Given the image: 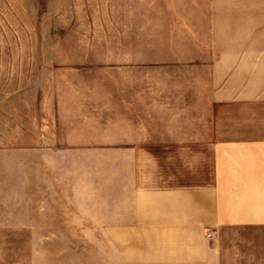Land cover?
Returning a JSON list of instances; mask_svg holds the SVG:
<instances>
[{
	"label": "rangeland",
	"instance_id": "rangeland-1",
	"mask_svg": "<svg viewBox=\"0 0 264 264\" xmlns=\"http://www.w3.org/2000/svg\"><path fill=\"white\" fill-rule=\"evenodd\" d=\"M235 62L264 88V0H0V264H153L123 227L141 147L240 109L264 135L263 100L210 112ZM240 236L264 257V231Z\"/></svg>",
	"mask_w": 264,
	"mask_h": 264
},
{
	"label": "crops",
	"instance_id": "crops-1",
	"mask_svg": "<svg viewBox=\"0 0 264 264\" xmlns=\"http://www.w3.org/2000/svg\"><path fill=\"white\" fill-rule=\"evenodd\" d=\"M243 69L239 62L218 65L216 75L232 78L221 79L210 91V112L216 104L264 101L263 87L237 78ZM239 112L228 122L222 118L215 131L207 120L197 131L183 130L171 119L146 137L154 143L141 147L123 227L131 235L154 237L145 250L147 261L244 264L243 245L227 243L225 237L264 231V135L237 130L245 124ZM173 113L162 115L171 118ZM252 260L264 264V257Z\"/></svg>",
	"mask_w": 264,
	"mask_h": 264
}]
</instances>
